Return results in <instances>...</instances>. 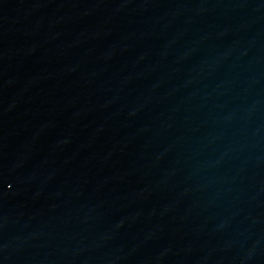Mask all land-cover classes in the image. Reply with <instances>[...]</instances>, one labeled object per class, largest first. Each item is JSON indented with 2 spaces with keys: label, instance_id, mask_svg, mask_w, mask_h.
<instances>
[{
  "label": "water",
  "instance_id": "1",
  "mask_svg": "<svg viewBox=\"0 0 264 264\" xmlns=\"http://www.w3.org/2000/svg\"><path fill=\"white\" fill-rule=\"evenodd\" d=\"M0 264H264V0H0Z\"/></svg>",
  "mask_w": 264,
  "mask_h": 264
}]
</instances>
